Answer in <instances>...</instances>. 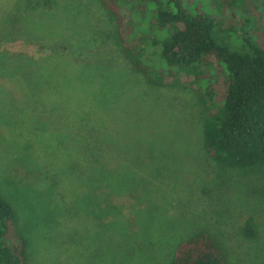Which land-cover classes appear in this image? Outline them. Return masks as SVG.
<instances>
[{
    "label": "trees",
    "instance_id": "16d2710c",
    "mask_svg": "<svg viewBox=\"0 0 264 264\" xmlns=\"http://www.w3.org/2000/svg\"><path fill=\"white\" fill-rule=\"evenodd\" d=\"M213 1L218 7L214 15L195 10L185 0H99L113 20L112 31L108 34L84 29H87V36H96L101 42L112 39L122 51L131 73L150 92L170 90L181 79L192 75L196 81L185 83L196 103L202 107L199 122L204 152L221 167H261L264 166V3L258 11L253 0ZM17 2L3 16L0 15V124L7 127L11 137H1L4 148L0 150V182L20 187L29 182L8 175L7 169L26 155L23 145L31 140L27 142L29 137L23 132L27 131L24 129L27 120H32L35 114L39 105L36 103L50 101L60 92L69 98L67 116L100 117L107 111L100 108L103 106L98 105L94 97L108 103L111 95L108 89L97 90V83L106 78L98 66L78 65L74 68L59 58L43 64L24 52L7 50V46H16L20 42H39V34L48 37L43 27L47 15L53 17L55 29L64 32L61 39L65 43L70 45L75 37L79 38L80 24L74 25L76 20L73 19L60 23L56 19L59 9L52 0ZM209 3L204 1L206 10L210 9ZM22 12L29 19L20 17ZM251 27L257 29L260 42L252 40L254 32ZM233 37L234 41L231 40ZM201 67L208 69L209 78H200ZM3 81L10 87H6ZM53 82L60 86L57 95ZM42 85L45 89L49 87L43 93L37 89ZM12 87L18 90L22 100L17 109L8 90ZM59 107L51 109L56 108L60 113ZM13 114L17 115L10 120ZM75 121L80 124L75 127L80 131L74 132L73 137L65 133L57 135L55 140L47 137L45 141L50 140L55 148L67 143L77 150L76 157L58 168L54 167L49 156L39 159L44 169L41 178L58 190L57 197L64 211L74 206L73 203L89 190L103 192L105 199L106 196L140 192V198H147L149 190L146 186L151 184L155 175L164 173L154 166L155 150L150 151L140 143L130 146L129 139L122 135L113 137L104 127L106 120L94 125L91 121L90 124L86 120ZM12 137H17L19 142H12ZM139 145L144 149L142 153ZM127 146L132 148L131 151H126ZM45 148L49 155L54 154L49 144H45ZM127 154L131 157H126ZM112 158L118 161L117 166L110 167ZM158 198L161 197L150 194L148 199L155 204ZM155 210L149 208L136 212L137 223H144L143 241L154 242L150 240L149 232L155 225L166 232L170 229L164 220L157 219ZM81 211L78 208V214ZM240 231L247 239L255 236L250 220L245 221ZM174 248L167 264H233L230 253L209 226L196 228ZM0 264H28V242L20 228L19 216L2 195Z\"/></svg>",
    "mask_w": 264,
    "mask_h": 264
},
{
    "label": "rangeland",
    "instance_id": "374dc122",
    "mask_svg": "<svg viewBox=\"0 0 264 264\" xmlns=\"http://www.w3.org/2000/svg\"><path fill=\"white\" fill-rule=\"evenodd\" d=\"M15 1L20 0H0V15L12 9ZM185 1L191 3L195 10L213 15L218 8L213 0H208L209 10L204 7L205 0ZM52 2L59 9L56 19L60 23L73 19L76 20L74 25L80 24L77 31L79 38L75 37L70 45L65 43L61 39L64 32L57 31L53 17L47 15L42 19L45 18L43 27L48 37L39 34V42H20L6 49L24 52L43 64L59 58L74 68L78 65L98 66L106 78L97 83V90L108 89L111 97L108 103L94 97L95 102L103 106L100 108L107 111L100 117L86 114L70 117L66 115L70 110L69 98L61 94L59 84L53 82L56 95L59 92L57 97L37 102L36 105H39L32 120H27L24 127L27 131L23 133L29 137L27 142H31L23 145L26 155L9 167L7 173L24 178L29 184L17 187L0 182V195L19 216L20 228L28 242V264H167L179 241L196 228L208 226L230 253L233 264H264V166L225 168L207 156L200 142L199 113L202 107L196 103L185 83L196 81L194 77H184L170 90L155 93L146 90L140 85L138 77L131 73L122 51L112 39L101 42L96 36L89 35V38L86 35L88 28L108 34L112 31L113 20L99 0ZM252 3L260 11L264 0H253ZM23 16L29 19L24 12L20 13V17ZM29 16L32 17V14ZM144 27H147L145 23ZM57 29L64 30L61 27ZM250 30L254 32L252 40L260 42L257 29L251 27ZM231 40L234 41L235 37ZM214 67L219 69L216 65ZM200 71V78H209L207 68L201 67ZM4 84L10 87L9 83ZM48 88L45 89L44 85L37 87L41 93ZM8 90L14 97V108H19L22 101L20 93L13 87ZM54 106H60L61 112L51 109ZM63 109L65 111L62 112ZM16 115H11L10 120ZM77 119L87 123L91 121L92 125L106 120L104 127L113 137L122 135L129 139L130 146L140 143L150 151L155 150L154 166L164 173L162 176L155 175L151 184L146 186L149 190L147 198H140V192L106 196L105 199L103 192L89 190L73 203L74 206L64 211L57 197L58 190L48 186V182L41 178L44 169L39 159L49 156L54 167L58 168L76 157L74 147L63 143L55 148L50 140L45 139L50 137L55 140L57 135L65 133L73 137L74 132L80 131L75 128L80 126L75 121ZM1 137L11 138L7 127L0 124V150L4 148ZM12 142L17 143L19 139L12 137ZM45 144L50 145L54 152L52 156ZM131 149L126 147V151ZM143 151L140 147V152ZM130 154L126 157H131ZM117 165L118 161L112 158L110 167ZM150 194L161 198L153 204L148 199ZM78 208L83 212L78 214ZM149 208L152 211L155 208L157 219L164 220L170 228L166 232L155 225L149 232L150 240L154 242L142 240L144 223L136 221V212ZM246 220H250L254 229L252 239H247L240 231ZM140 247L142 250H139Z\"/></svg>",
    "mask_w": 264,
    "mask_h": 264
}]
</instances>
